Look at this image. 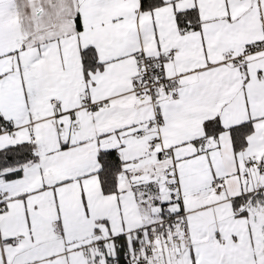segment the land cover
I'll use <instances>...</instances> for the list:
<instances>
[{
  "label": "snow or ice",
  "instance_id": "6c2138e0",
  "mask_svg": "<svg viewBox=\"0 0 264 264\" xmlns=\"http://www.w3.org/2000/svg\"><path fill=\"white\" fill-rule=\"evenodd\" d=\"M0 264H264V0H0Z\"/></svg>",
  "mask_w": 264,
  "mask_h": 264
}]
</instances>
